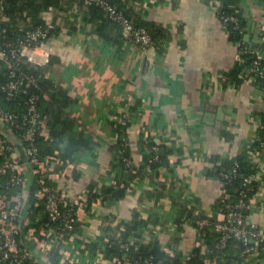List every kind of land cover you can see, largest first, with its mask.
I'll return each instance as SVG.
<instances>
[{"label": "crops", "instance_id": "obj_1", "mask_svg": "<svg viewBox=\"0 0 264 264\" xmlns=\"http://www.w3.org/2000/svg\"><path fill=\"white\" fill-rule=\"evenodd\" d=\"M231 1L244 20L245 36L260 46L256 34L260 37L264 24V0ZM119 4L134 21L158 27L163 37L159 47L139 51L112 23L103 26L102 35L86 9L74 4L66 11L51 6L42 12L45 24L54 23L56 30L48 39L49 61L36 66L57 89L53 94L49 89L43 92L42 109L48 111L41 135L56 139L58 161H43L42 173L32 169V176L28 170L26 175L28 185L32 178L34 191L42 175L72 198L83 190L98 194L78 210L72 264H92L87 251L101 246L105 232L132 222L134 216L142 224L130 240L161 248L172 236L180 256L188 253L200 233L188 220L189 209L214 215L222 189L220 173L242 154L259 174V201L246 212V220L264 229V150L256 159L258 166L247 159L264 113V80L255 83L234 76L241 57L218 17L217 3L119 0ZM117 123L126 125L132 170L117 164L121 135ZM57 131L60 138L54 137ZM85 139L90 143L83 146ZM73 142L80 150L62 160ZM153 145L159 148L160 165L150 167L146 155ZM110 188L122 189L124 196L99 195ZM49 252L36 251L46 262L60 258V247ZM103 253L104 262L111 263L115 255ZM261 254L251 264H264ZM252 257L235 256L229 264H244Z\"/></svg>", "mask_w": 264, "mask_h": 264}, {"label": "built area", "instance_id": "obj_2", "mask_svg": "<svg viewBox=\"0 0 264 264\" xmlns=\"http://www.w3.org/2000/svg\"><path fill=\"white\" fill-rule=\"evenodd\" d=\"M74 2L75 6L80 8H86L93 4L101 7L106 18L120 24L121 34L127 44L139 49V51L146 53L148 49L156 47L155 39L149 29L137 25L127 15L125 9L119 5L112 4L108 0H75ZM208 2L217 3L218 17L225 30V25L233 22L236 30L241 33L246 32V26L239 24L237 16L233 11H230L236 9L234 5H230V10H221L219 0H208ZM3 10L4 6L1 5L0 13ZM55 30L56 25L54 23L37 25L28 29L25 36L18 42L9 41L5 46L0 45V60L10 70V79L6 87L7 96L11 98L20 93L27 94L24 100L25 113L23 114L10 112L0 107V119L3 120L8 129L13 132L15 130L21 131L15 136L20 139L22 145V149H20V145H16L3 133H0V181H4L0 187L6 186L7 188L5 191L0 188V264H40L26 246L25 248L21 246L23 217L26 241L33 250H39L46 254L53 248L60 247V258L57 261L48 262L50 264H72L76 258L71 247L75 245V229L79 221L78 210L90 199L88 190H83L78 198H72L65 191L49 184L46 178L41 175L37 179L38 190L35 192V196L38 199L36 205L42 204L43 210L35 212L31 203L26 208L29 189L26 175L27 164L30 163L34 173L39 175L43 170V161L39 159L36 139L40 117V96L35 92H29L26 88L29 85L37 88L38 80L35 76L23 72L22 67L23 63L26 62L38 65L49 61L51 49L48 39L55 33ZM260 38L261 45L257 47L246 40L233 43L240 56L242 54L252 55L251 67L244 76L246 80L255 83L260 79L264 80V24ZM262 98L264 101V92ZM263 116L260 117L256 134L250 142L251 150L248 152L247 159L251 163H255L261 155V150H264V139L260 136ZM118 140L121 142V147L128 144L124 134L120 135ZM150 151L154 154V160L159 159L157 146H151ZM21 153L24 154L26 160H23ZM232 160L234 163L231 174L235 175L241 166V162L236 157ZM117 162L120 165L121 159L119 158ZM122 162L133 168L131 167L132 162L127 156L122 158ZM147 163L150 166L149 161ZM255 165L258 166V163L256 162ZM220 177L222 189L214 215L202 216L198 212L193 211L192 213V210L189 209L188 220L194 226H208L219 232V237L215 242L217 251L215 257L217 258H222L225 255V250L231 239L237 240L242 245L233 256L246 259L264 252V229L257 224H249L246 220V212L256 207L259 201L257 200L258 195L254 197L248 195L252 182H257L259 179L258 172L255 171L244 178V186L247 188L243 189L237 198L227 188L232 181L230 175L223 171L220 173ZM10 188H12L11 191ZM115 236L116 240L119 241V247L123 250H127L131 244L136 243L130 239L127 242L121 240L120 232H117ZM200 236L199 233L195 246L188 253L180 256V263L155 260L153 256L135 259L127 252L121 256H114L111 263H106L102 254L106 251L107 245L113 243L110 232L103 234L101 246L87 252L94 259L92 264H185L195 253L196 248L201 247V258L205 261L204 264H210L213 251L206 248ZM176 247L177 243L172 240V236L166 243L161 244V249L173 256L180 254Z\"/></svg>", "mask_w": 264, "mask_h": 264}, {"label": "trees", "instance_id": "obj_3", "mask_svg": "<svg viewBox=\"0 0 264 264\" xmlns=\"http://www.w3.org/2000/svg\"><path fill=\"white\" fill-rule=\"evenodd\" d=\"M75 0H0V6H4L3 12L0 13V45L5 46L6 43L10 42H18L22 37L25 36V32L37 25H44L45 22L42 18V12L47 10L51 6H58L61 10H69L71 7L70 4L75 5ZM112 4L119 5L123 8L122 5L119 4V0H108ZM220 1V9L221 10H230L229 7L233 3H231V0H219ZM86 9V12H88L92 16V20L96 22V25L98 27V30L103 35V26L107 23H112L117 28H119V31L121 33V26L119 23L114 22L112 20H109L106 18L103 9L99 7L98 5H91L89 7H81ZM125 9V8H124ZM233 11V13L237 16L238 22L241 25L244 24V20L242 19L240 13H238L237 9L230 10ZM125 12L127 15L132 18L129 14V11L125 9ZM134 21V20H133ZM137 25L145 26L149 29L151 32L153 38L155 39L156 46L161 45V40H163V37L160 36V30L158 27L151 25L148 22L145 21H134ZM226 27V33L229 37V40L232 43L240 42L245 40V33H241L239 30H236L234 28V23L229 22ZM5 30V32H4ZM240 60V64H238V67L233 71L234 76H238V79L246 77L244 74L249 70L251 67V62L253 60V57L251 54H242ZM264 63V59H263ZM22 71L26 74L33 75L38 80V86L37 88L29 85L26 86V88L29 90V92H35L37 93L39 98V111H40V117L38 121V130H37V147L39 152V159L42 161L50 162L51 160H57L58 158L54 156L55 151L58 150L57 141L55 140H45L44 137L41 135V128H42V120L45 116L46 112L48 111L47 108L43 106V92L45 89H49L52 94L55 93L57 86L46 77V74L42 67L32 65L31 63H23ZM10 70L9 68L4 64V62L0 61V107L10 111V112H17L20 114L25 113V105L24 100L27 96V94H17L15 97L9 98L7 96L6 87L7 83L10 79ZM234 83V82H233ZM234 85V84H233ZM68 103V100L65 101ZM55 116V114H54ZM54 122V121H53ZM54 127V126H52ZM116 131L121 134L125 135L126 131V125L125 124H116ZM21 131H16L15 134H19ZM53 134V132H52ZM54 137L57 138L62 135L60 131L54 132ZM260 136L264 139V116H263V125L260 129ZM83 146L88 145L90 142L88 139H85L82 141ZM77 142L70 143L66 149V151L61 155L62 160L69 159L71 157V153L74 151L80 150V148L77 146ZM119 146V155L118 157L121 159V164L126 170H132L129 166L125 165V163L122 162V158L124 156H127L128 154V146H122L121 142H118ZM20 149H22V145L19 146ZM22 152V151H21ZM23 160H26V157L23 153H21ZM52 155V156H51ZM244 155H240L236 157V159L241 162V166L238 168L237 174L233 175L231 174V169L233 166L234 161H228V165L226 169L224 170L230 175L231 183L228 184L227 188L228 190L234 194V196L237 198L240 194V192L243 189H246L247 186H244V178L252 173L255 172V169L252 167V165L247 162L246 159L243 158ZM147 161H149L150 167H155L157 165H160V157L157 160H154V154L153 152H148L146 155ZM61 160V159H60ZM61 160V161H62ZM63 161V162H64ZM219 174V173H218ZM5 180V179H4ZM4 183L3 180L0 181V184ZM3 191L7 190L6 186L0 187ZM250 189L248 190V195L251 197L256 196L257 194V182L253 181L250 185ZM10 191L12 188L9 189ZM38 190V184L35 181V191L31 198V205L32 209L36 211L43 210V205L39 204L36 205V202L38 201L37 197L35 196V192ZM98 195L97 193H93L89 195L90 199L94 196ZM102 196H107L109 198H120L124 196V192L122 189H106L104 192H101ZM220 202V201H219ZM89 203V202H88ZM47 220V219H46ZM142 224V221L139 219V217L134 216V219L130 223H125L122 227H117L112 229L110 231L111 241L113 242L112 245H107V249L105 251L106 255H115V256H121L125 252L130 254L133 258L139 259L146 256H153L155 260H163L167 263H180L181 258L180 254H176L175 256L170 255L169 253L165 252L163 249L158 247L156 243L150 244H144L138 246V244L133 243L129 246L127 250H123L119 247V241L116 240L115 234L117 232L121 233V240L124 242L129 241L131 234H137L138 227ZM199 232L201 234V240L202 243L207 246L211 251H213V254H211V262L210 264H229L230 261L235 257L233 256L238 248H240L242 245L235 239H231L229 241V245L225 250V255L222 258L215 257V253H217L215 249V242L217 241L219 237V232L217 230L212 229L208 226H199ZM21 246L25 248V245L21 241ZM50 252L46 253L49 254ZM35 259V258H34ZM205 261L203 258H201V247L196 248L195 253L191 256V258L185 263V264H204Z\"/></svg>", "mask_w": 264, "mask_h": 264}, {"label": "water", "instance_id": "obj_4", "mask_svg": "<svg viewBox=\"0 0 264 264\" xmlns=\"http://www.w3.org/2000/svg\"><path fill=\"white\" fill-rule=\"evenodd\" d=\"M256 37H257L258 41L261 42V38L259 37L258 34H256ZM245 40L250 42V36L246 35L245 36ZM252 45L253 46H258L257 42L255 44H252ZM0 131L10 141L14 142L16 145H21L20 144V139L17 136H15V133L12 130L8 129L6 124L1 119H0ZM27 170L29 171V174L32 176V166H31L30 163L27 164ZM33 194H34V182H33L32 178H31V180L29 182L28 196H27V200H26V208L30 205L31 198H32ZM24 230H25V223H24V217H23V222H22V226H21L22 243L30 250V252L34 256V258L37 260V262H39L40 264H50L49 262H46V261L42 260V258L36 253V251L33 250L27 244L26 237H25V234H24ZM261 255H262L261 253L257 254V255H254V257H252L251 259L246 260L244 264H251L255 259L259 258V256H261Z\"/></svg>", "mask_w": 264, "mask_h": 264}]
</instances>
